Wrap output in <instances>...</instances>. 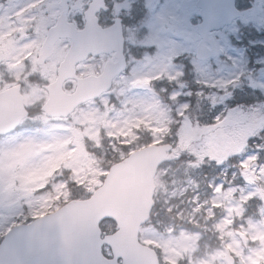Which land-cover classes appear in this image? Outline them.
<instances>
[{
  "label": "rangeland",
  "instance_id": "1",
  "mask_svg": "<svg viewBox=\"0 0 264 264\" xmlns=\"http://www.w3.org/2000/svg\"><path fill=\"white\" fill-rule=\"evenodd\" d=\"M161 2L155 16L146 22L145 30H136L134 25L126 27L129 45L147 50L115 78L112 90L79 106L67 118H50L40 110L47 95L44 85L53 78L69 40H59L44 64H37L36 57L46 28L58 12L56 0H0V49L5 52L0 63V89L21 82L29 109L17 129L0 136V239L14 224L29 222L72 196H88L107 170L103 155H92L103 149L99 147L102 140L110 148L106 161L113 162L114 155L123 156L120 147L133 142L136 128L151 134V142L160 143L168 132L167 124L179 123L177 144L184 151L201 150L232 170L226 180L228 170L223 171L225 184H209V194L205 195L197 192L200 187L190 175L203 162H198L195 155H186L175 164L159 168L155 176V198L161 208L150 222L141 226L143 242L158 244L166 263L173 254L193 249V237H189L184 249L172 245L170 229L175 228L169 214L172 207L169 199L191 193L182 207L181 218L176 214L178 223L184 219L195 221L188 229H201V226L237 229L239 240L230 242L235 251L239 244L242 252L243 245L249 242L264 248V176L261 174L264 163L257 162L252 152L239 159L249 138L247 122L254 123V114L264 110V0H258L259 6L249 0L250 7H254L250 16L215 32L216 54L212 60L189 58L187 74L182 64L187 63L174 58L179 51H192L194 47L173 29L183 27L171 20L178 17V0ZM189 6L193 4L189 2ZM254 30L262 37L252 39ZM149 46L153 48L149 50ZM106 57L104 54L81 62L78 74L98 72ZM254 64L258 67L250 70ZM159 77L173 81V85L169 83L156 90ZM137 80L148 81L150 85L136 86ZM243 80L251 86L245 94L246 98L252 97L248 106L256 108L255 113L248 115L226 101L232 102L235 98L232 93L245 87L241 84ZM236 96L239 97L237 93ZM197 140L200 149L190 144ZM233 157L238 159L232 164ZM186 212L191 217H186ZM167 214L171 222L164 220ZM107 227L104 231L111 230ZM253 255L256 256L254 252ZM253 255H240V264H255Z\"/></svg>",
  "mask_w": 264,
  "mask_h": 264
},
{
  "label": "water",
  "instance_id": "2",
  "mask_svg": "<svg viewBox=\"0 0 264 264\" xmlns=\"http://www.w3.org/2000/svg\"><path fill=\"white\" fill-rule=\"evenodd\" d=\"M100 5L102 0H97L96 7ZM197 6L201 18L203 14L209 16V30L220 28L241 14L234 0H197ZM92 11L91 8L86 10L83 29L70 25L68 30L61 31L58 25L53 26L42 44L39 62L52 53L53 44L59 36L67 34L72 37L69 50L59 66L57 79L47 87L50 97L42 109L48 115H67L77 104L96 97L108 88L112 76L124 67L119 24L99 28ZM62 19L64 13L58 22ZM110 49L117 50L118 61L107 62L97 76L78 78L72 93L61 89L62 81L73 76L75 63L89 52ZM19 88L20 84H15L0 91V134L15 128L27 114ZM171 147L169 143H161L134 150L110 166L102 185L89 198L72 199L30 223L13 226L0 241V264H117L119 257L123 260L122 264H148L147 258H154L155 254L139 243L137 234L153 205V177L158 165L178 157V154L169 152ZM104 218H113L117 230L101 238L99 222ZM104 242L111 248V259H106L101 253ZM143 259L144 263L138 261Z\"/></svg>",
  "mask_w": 264,
  "mask_h": 264
},
{
  "label": "flooded vegetation",
  "instance_id": "3",
  "mask_svg": "<svg viewBox=\"0 0 264 264\" xmlns=\"http://www.w3.org/2000/svg\"><path fill=\"white\" fill-rule=\"evenodd\" d=\"M107 6L106 9H100L98 12V20L101 25H109L115 17H119L123 24V27L134 25V28L145 30L146 22L155 16V10L164 0H104ZM189 2L193 6H189ZM90 0H68L67 2V14L66 18L73 21L76 26H80L83 22V11L87 8ZM255 3L257 4L256 0ZM58 6V12L55 14L54 21L60 13L62 7L60 0H56ZM195 0H178L176 5L177 18H171L175 23L182 24L183 27L174 29L188 44L191 40L190 29L187 28V24L192 23L190 13H197L193 19L199 22L198 10L195 8ZM240 7V6H239ZM246 13L251 14L252 8H245ZM189 15V19L187 16ZM125 42L128 48L126 57L128 62L129 47L128 40L125 35ZM153 48V47H152ZM197 47H193L194 52ZM142 49V48H140ZM187 57H192V54L188 52L185 54ZM175 212L180 211L181 207L177 204L173 205ZM170 235L172 237V245L175 248H183L187 245L186 241H189V237H193L191 243L194 245L193 249L189 252L183 251L180 255L173 254V256L166 263L164 260L163 252L158 244L152 242H145L148 246H151L156 251L158 257L157 264H240L242 260L240 255H253L255 264H264V248H257L256 243L249 242L247 245H243V251L239 252V244L237 250L233 249L230 244L231 241L239 240V236L236 233L237 229H170ZM142 237V236H140ZM142 241V240H141ZM143 242V241H142ZM183 242V243H182ZM249 246L250 251L246 249ZM252 250H254L252 252ZM177 252V251H176ZM263 253V255H262ZM258 262V263H256Z\"/></svg>",
  "mask_w": 264,
  "mask_h": 264
},
{
  "label": "trees",
  "instance_id": "4",
  "mask_svg": "<svg viewBox=\"0 0 264 264\" xmlns=\"http://www.w3.org/2000/svg\"><path fill=\"white\" fill-rule=\"evenodd\" d=\"M257 36H259V35H257ZM242 83H243V85H245V87H242V88L240 87V89L238 91H236V93L238 94L239 97H237L236 93L234 92V93H232V96H233V94H235V98L232 99V102H230L229 100H226V101L229 102V103H232V105L238 107L240 109L241 113H243V115H248L249 112H254V110L256 112V108H255V106L253 108H250L248 106V104L251 102V101H248V100H250L252 97L251 96H250V98H246L245 97L246 96L245 95L246 94V90H249L251 86L248 84L247 80H243L241 82V84ZM246 84H247V86H246ZM234 90H237V89H234ZM254 90L260 92V90H258V88H254ZM255 96H256V94H255ZM204 102H206V101L204 100ZM254 119H255L254 123L252 121L251 122H247V125L250 126L249 127V129H250L249 133L247 134V135H249L248 136L249 138L246 141L245 149L242 148V150H241L242 157L241 158L239 157V159L244 158L246 155H248V154H250L252 152V153H254L256 155V161L263 164L264 163V110L262 111L261 114L255 113L254 114ZM202 121H203V119H201V122ZM252 123L254 124L255 127H253V126L251 127ZM178 126H179V123L178 124L177 123L170 124V130H169V132L166 135H164V141H171V140L176 141L178 139L177 132H176ZM149 137L150 136L145 134V133L138 134L133 139V142H131L129 145H122L120 147L121 148L120 150L123 151L122 154H126L129 151V148H128L129 146L131 148H134V147H138V146H141L143 144L149 143L151 141V138H149ZM115 143H119V141H115ZM190 144L195 146V147H197V148H199V149L201 148V143H200L199 140L193 141V142L191 141ZM103 149H104L103 151H99V152H104L102 157H103V160H105L106 163L104 164V162H103V164H104V166L105 165L108 166L111 163V161L107 162L108 161L107 158L109 157L108 152L110 151V149L107 148V147H105ZM201 152L202 151L200 150L199 152L198 151H193V153H191L190 151H188L187 153L188 154H193L196 157L198 155L201 156V154L206 155L205 152H202V153ZM95 155H100V154L99 153H95ZM114 157L115 158L112 159V161H115V160L118 159L117 156L114 155ZM236 159H238V158H233L232 162H234V161L236 162ZM203 161H205V160H203ZM190 175L193 176L195 181H200V180L207 181V180L212 179V178L214 180H216L218 178V176H219V169L216 168V166L214 165V162L207 161L206 164H204L201 167H199L193 173L191 171ZM181 177H183V176L181 175ZM158 209H160L159 203L156 202L155 206H154V209L152 211V215H151L153 218H154L155 214L159 213ZM167 216L168 217L167 218L165 217L164 220L165 221L171 220V217H169L168 214H167ZM106 223H110V226L113 227V223L111 221H107Z\"/></svg>",
  "mask_w": 264,
  "mask_h": 264
},
{
  "label": "snow or ice",
  "instance_id": "5",
  "mask_svg": "<svg viewBox=\"0 0 264 264\" xmlns=\"http://www.w3.org/2000/svg\"><path fill=\"white\" fill-rule=\"evenodd\" d=\"M240 6H244L243 0H240ZM189 15L192 20L191 24H187V28L190 29L192 37L190 43L195 47H200L203 44H208L210 37L212 36L209 31V26L211 24L209 16L203 14L202 18H200V22L197 23L196 20L193 19V17L196 16L197 13H190Z\"/></svg>",
  "mask_w": 264,
  "mask_h": 264
}]
</instances>
